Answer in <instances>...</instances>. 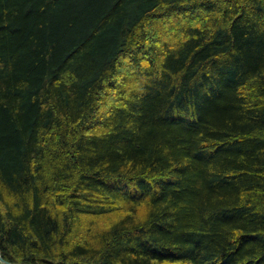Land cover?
Segmentation results:
<instances>
[{"label": "trees", "instance_id": "trees-1", "mask_svg": "<svg viewBox=\"0 0 264 264\" xmlns=\"http://www.w3.org/2000/svg\"><path fill=\"white\" fill-rule=\"evenodd\" d=\"M0 253L264 264V0H0Z\"/></svg>", "mask_w": 264, "mask_h": 264}, {"label": "water", "instance_id": "water-1", "mask_svg": "<svg viewBox=\"0 0 264 264\" xmlns=\"http://www.w3.org/2000/svg\"><path fill=\"white\" fill-rule=\"evenodd\" d=\"M0 258H1L5 263H7V264H13L12 262L10 263V262L7 261L6 259H4V258L1 256V254H0Z\"/></svg>", "mask_w": 264, "mask_h": 264}, {"label": "bare ground", "instance_id": "bare-ground-1", "mask_svg": "<svg viewBox=\"0 0 264 264\" xmlns=\"http://www.w3.org/2000/svg\"><path fill=\"white\" fill-rule=\"evenodd\" d=\"M0 254H1V253H0ZM1 256H2V255H1ZM2 257H3V256H2ZM0 259H1V258H0ZM4 259H5V258H4ZM6 260H7V259H6ZM1 261L4 262L2 259H1ZM7 261H8V260H7ZM9 262H10V261H9ZM11 262H12V261H11ZM11 262H10V263H11ZM12 263H13V262H12ZM6 264H7V263H6ZM13 264H14V263H13Z\"/></svg>", "mask_w": 264, "mask_h": 264}]
</instances>
